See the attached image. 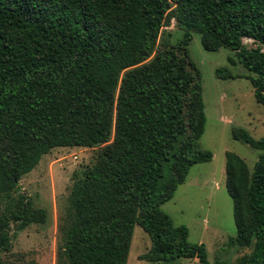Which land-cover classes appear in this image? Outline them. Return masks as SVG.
Returning a JSON list of instances; mask_svg holds the SVG:
<instances>
[{
    "label": "trees",
    "instance_id": "1",
    "mask_svg": "<svg viewBox=\"0 0 264 264\" xmlns=\"http://www.w3.org/2000/svg\"><path fill=\"white\" fill-rule=\"evenodd\" d=\"M172 20L184 29L176 43L161 40ZM195 31L206 49L235 51L264 105V0H0V199L9 204L0 212V252L11 249L13 225L48 219L13 195L22 176L53 148L89 147L96 160L72 189L59 264H127L136 225L152 241L141 259L213 264L205 243L190 242L188 227L161 207L194 164L213 159L200 144L206 113L189 55ZM217 74L235 77L227 67ZM232 137L261 153L251 169L227 152L237 224L230 243L253 248L236 264H264V136L234 127Z\"/></svg>",
    "mask_w": 264,
    "mask_h": 264
},
{
    "label": "rangeland",
    "instance_id": "2",
    "mask_svg": "<svg viewBox=\"0 0 264 264\" xmlns=\"http://www.w3.org/2000/svg\"><path fill=\"white\" fill-rule=\"evenodd\" d=\"M183 35L184 29L172 20L171 25L163 27L161 40L176 43ZM243 43L259 46L247 38ZM189 55L199 70L205 103L206 125L200 144L213 152V159L194 164L174 197L161 207L174 224L188 227L190 242L205 243L211 263L236 264L253 248L230 243L229 238L237 234V224L226 184L227 152L239 154L253 169L261 151L234 139L232 129L243 127L253 137H263L264 105L256 100L254 86L247 78L251 73L235 51L228 47L208 50L201 32L195 31ZM230 56L236 60L235 65L230 63ZM221 67L229 68L235 77L220 78L217 69ZM96 152L97 148L56 147L43 155L34 170L22 176L13 195L24 194L34 206L46 209L48 219L21 230H15L13 225L11 249L0 252L5 264H59L64 259L63 227L73 212L71 192L82 171L94 165ZM8 205L7 199L1 198L0 212ZM151 244L149 234L136 225L127 264H200L189 258L160 262L141 259Z\"/></svg>",
    "mask_w": 264,
    "mask_h": 264
},
{
    "label": "built area",
    "instance_id": "3",
    "mask_svg": "<svg viewBox=\"0 0 264 264\" xmlns=\"http://www.w3.org/2000/svg\"><path fill=\"white\" fill-rule=\"evenodd\" d=\"M246 38H247V39H250V40H254V39L251 38V37H244V38H243V42H244V40H245ZM254 41H255V40H254Z\"/></svg>",
    "mask_w": 264,
    "mask_h": 264
}]
</instances>
